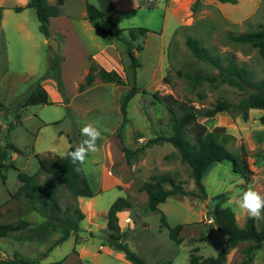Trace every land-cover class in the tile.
Listing matches in <instances>:
<instances>
[{"label":"rangeland","instance_id":"rangeland-1","mask_svg":"<svg viewBox=\"0 0 264 264\" xmlns=\"http://www.w3.org/2000/svg\"><path fill=\"white\" fill-rule=\"evenodd\" d=\"M21 1L23 0H1L3 7L0 14V104L2 106L0 123L5 122V119L8 122L13 121L16 113H19V119L9 127L0 126V141L7 140L18 147L17 151L7 149L8 161L12 165H7L2 169L5 179L4 183L0 182V188L4 186L11 190L19 185L16 178L18 170L25 173L37 170L36 155L47 152L61 155L65 152V148L61 145L63 139L58 136L59 131L62 130L63 134L66 133L71 138L70 143H75L78 141L75 137L76 132H80L81 136L80 129L84 122H98L103 136L110 141L111 148H115L112 144L114 142L116 148L119 149L121 145L134 147L157 132L169 133V112L152 94L153 92L158 97L169 93L176 101H184L202 108L217 98L235 100L250 89L247 87L241 90L220 81L203 80L199 83H192L186 79L183 72L199 71L209 75L216 73V68L212 64L196 58L189 51L184 43L186 35L195 36L210 54L217 56L220 64L231 60L237 65H244L249 70L251 80H257L264 74V61L259 56L256 47L249 42L232 40L227 35L228 31L239 32L258 27L264 28V0L259 2L251 14L236 19L231 18L233 16L230 15V11L234 10L233 12L237 14L239 6L245 4L244 0H238L239 6L235 9L230 7V3L224 5L220 3V5L215 0H208L202 4L198 0L194 11H191L189 7L179 9L177 19L181 18L180 15L183 16L184 24L175 28L172 35L176 19L166 16L167 8L163 0H151L148 5H138L130 10L112 11L110 18H106L107 25L111 26L147 28L143 38H136V41L141 44L135 54L138 64L126 68L125 76L119 75L122 80V83H119L122 84L120 93L116 94L117 89L112 84L84 92L82 97L86 98V102L90 103L94 100L93 102L97 105L83 112L73 107H66L64 99L67 96L64 88L62 92L58 90L62 103L48 101L21 107L20 102L40 80L49 77L54 81L48 67L53 55L56 54L47 45L46 37L38 31L33 9L23 5L19 10H14L9 6L21 4ZM87 1L94 5L98 4L97 0ZM80 4L79 0H65L61 10L76 13L80 9ZM19 22L21 27H18ZM94 22L86 19V25L90 27L83 29L81 19L73 16V25L89 52L94 50L95 43L104 42L100 33L94 28ZM62 34L65 35V33ZM53 37L59 42L62 39L60 30L54 29ZM161 46H163V54L161 52L159 59ZM57 53L60 55L62 53L59 46ZM93 59V54H90L88 62ZM132 85L135 92L127 102L125 117L122 120L120 109L118 108L119 111L116 112V103L119 107L122 94ZM170 103L175 107L176 102L171 101ZM176 111L179 112L178 109ZM263 113L264 109L249 108L245 119L234 112L226 111L216 112L212 120L205 119L203 115L197 117V120L207 128L222 125L227 132L233 134L234 137L226 144L227 149L244 148L251 169L250 178L245 182L237 173L230 170L227 160L212 163L203 177L204 189L208 194L205 193V196L199 199L210 204L211 196L223 191L226 194L223 203L227 204L230 198L234 206V197L249 186H253L264 195L262 188L264 155L255 154L264 147V123L258 119V116ZM101 163L99 151L89 152L86 163L81 166L89 187H95L101 171ZM117 164L118 162L114 163V165ZM110 170L114 171L115 168L112 167ZM162 172H167L184 188L194 189L189 176V168L185 162L180 160L176 149L168 142L151 144L131 156L129 163L120 165L118 174L127 191L119 186H110L93 196L94 207L101 211L95 215V221L97 223L102 221V215L107 206L117 195H127L131 201V207L119 213L121 223H123L121 219L123 213H128L130 218L135 220L134 214L141 213L138 206L143 202L137 196L139 191L136 190V186L150 175ZM45 176L46 173L40 171L36 178L41 181ZM241 180L244 183H241ZM58 200L61 206L74 202L77 204L76 197L73 198L61 185L58 187ZM159 207L166 212L168 222L174 224L180 219L195 216L198 201L191 195L171 194L160 203ZM158 214L157 211L146 214V221L153 227L158 220ZM246 216L240 213L236 219L237 224L241 225ZM19 218L27 220L28 225L32 226L40 221L41 216L31 209L21 196H14L0 204V221L16 222ZM80 224L82 226L84 222L80 220ZM139 226L135 225L131 230V237L133 236L132 231ZM152 226L150 229L154 230ZM71 233L72 231L59 243L52 245V241L58 236L57 230L50 231L44 237L25 228L11 231L7 235L0 236V264H132L123 263L100 248V245L107 244L105 227L102 233L95 232L89 236L83 230L77 232L78 236L85 237L83 239L85 248L80 253L73 247ZM159 238L164 245L168 242L171 244L169 245L171 249L167 250L166 255L170 256L173 264H189L187 252L192 246L189 248L188 246L194 243H198V250H195L197 254L214 255L224 240L221 233L213 231L207 233L202 242H200L201 237L197 235L185 239V243L174 245L167 235L166 228L162 227ZM245 243L244 241L237 243L241 257V248ZM137 253L149 262L156 263L164 259L156 261L152 260L148 254L138 251ZM14 254L32 260L26 263L11 261ZM235 256L234 259L228 260L230 264H236L237 254ZM249 264H264V241L260 246L252 249Z\"/></svg>","mask_w":264,"mask_h":264},{"label":"trees","instance_id":"trees-1","mask_svg":"<svg viewBox=\"0 0 264 264\" xmlns=\"http://www.w3.org/2000/svg\"><path fill=\"white\" fill-rule=\"evenodd\" d=\"M151 0H137V5H148ZM219 2L233 3L235 0H217ZM98 4H86V17L96 22V29L103 40L108 41L112 38L122 42L124 50L130 59L131 67L138 64L135 52L141 47L136 38H143L147 28L142 26L116 27L107 25L106 18H110L113 5L111 0H97ZM198 0H193L189 9L194 11L197 8ZM24 6L33 9L37 20V29L44 36H50L48 30V20L50 16L57 15L59 8L47 0H26ZM21 5H14V10H19ZM1 14V6H0ZM227 35L235 41L249 42L256 47L261 59L264 61V28L258 27L239 32L228 31ZM184 43L189 51L198 59H203L216 68L215 74H202L199 71L183 72V76L192 83L201 81H220L239 89L250 88L245 93L238 96L235 100L227 98H217L207 106L202 108L195 107L184 101H176L171 94L156 96L170 117V132L167 134L157 132L146 138L144 141L134 147L121 145L120 150L125 163H129L130 157L143 147L161 143H170L178 152L181 161L185 162L189 168V176L194 184V189L184 188L179 181H175L167 172L152 174L147 179L142 180L136 190H143L146 194L145 200L139 204V211L142 214L158 211L159 225L165 226L168 237L175 243L181 241L177 236L180 224L169 225L166 223L164 215L157 208V204L163 201L168 195L190 194L198 198L205 196L203 177L209 166L220 160H227L230 170L237 173L245 182L250 178L251 169L246 159V151L240 147L236 150H229L226 144L234 136L227 132L222 125H213L207 128L203 123L197 120L199 115L205 116V119L212 120L216 112L226 111L234 112L242 119L247 117L249 108L264 109V74L257 80H251L249 70L244 65H237L231 60L225 64H220L214 54H210L206 47L201 45L199 40L193 35H186ZM61 55H53L49 63L48 70L52 73L57 90L62 92L61 80L59 74V62ZM101 81L122 83L120 76L113 70H104L101 66L90 60L83 82L78 85L79 88L88 85L94 78ZM135 92L134 86H130L124 91L119 100V109L124 120L126 105L130 97ZM176 102L175 107L170 103ZM46 92L44 88L37 83L24 97L20 106L24 107L33 103H47ZM0 104V109H1ZM179 110V112L176 111ZM19 113L15 114L18 118ZM261 123H264V113L258 116ZM10 122L7 123L9 127ZM86 139L81 135L77 142L70 143L65 152L74 150L82 140ZM7 149L17 151L16 146L3 140L0 143V180L4 182L5 175L2 169L7 165H12L8 161ZM45 153L36 155L38 168L32 173H25L18 170L16 178L19 181L18 187L10 193L11 197L21 196L28 203L29 207L35 210L40 216V221L29 226L28 221L19 218L16 222L0 221V236L7 235L11 231L22 228L35 232L36 235L44 237L53 230L58 231V236L52 241V245L59 243L66 238L71 231L78 229V223L83 217V213L73 204L60 205L58 200V187L63 186L68 193L75 198L76 196H91L92 190L89 187L82 170L75 171V167L70 159L63 158L61 155ZM255 154L264 155V147ZM46 173V176L38 181L36 176L39 172ZM167 184V185H165ZM264 192V180L262 182ZM226 194L217 192L210 198V204L207 205V212L212 217V224L215 230L225 236L223 244L214 255L201 256L195 252L196 247H192L187 252L189 264H222L225 259V253L229 248L234 247L239 242H246L242 248V257L238 264H249L251 260V251L261 245L264 241V219H253L246 216L241 225L235 222L233 210L230 205L223 203ZM131 207V201L127 195H117L107 206L105 211V239L107 244L123 253V257L132 264H169V259H163L159 262H149L137 251L131 249L126 242V232L120 230L117 223L116 212L122 208ZM264 215V213H262ZM31 258L18 256L14 254L11 261L28 262Z\"/></svg>","mask_w":264,"mask_h":264},{"label":"crops","instance_id":"crops-1","mask_svg":"<svg viewBox=\"0 0 264 264\" xmlns=\"http://www.w3.org/2000/svg\"><path fill=\"white\" fill-rule=\"evenodd\" d=\"M25 1L26 0H23L21 1L22 2L21 4H15V5L23 6ZM47 1L51 4L57 5L59 8V13L57 15H53L49 17L48 30L50 32V35L52 36H53L54 29L60 30L61 35H62V39L58 42V46L62 52L61 60L59 62V74H60L61 86L66 91L65 95L67 97L64 99L66 107L68 108L73 107L79 112L80 111L83 112V111H86L94 107L95 105H97L96 102H93L94 100L90 101V103L86 102V98L82 97V94H84V92L91 90L93 88H98L99 86L107 87V85L112 84L117 89L116 94L120 93L122 90L121 89L122 84L108 82V81H101L100 79L96 77L88 85H85L82 88H79L78 85L83 82L84 75L87 71L88 57L90 54H93L94 56L93 62L101 66L104 70H113L118 75L121 76L122 74L123 76H125L126 68L128 67L131 68V66H130V59L124 50V46L122 42L115 38H112L108 41L104 40L103 43H95L94 50L89 52L88 49H86L85 45L83 44L82 40L79 38L77 31L73 25V16H78L81 19V26L83 27V29L90 27L89 25H86V19H89L86 17V4L90 2H88L87 0H79L81 3L79 6L80 9L79 11L75 13V11L61 10L62 5L65 0H47ZM152 1H155V0H152ZM163 1L167 8L166 16L168 18L171 17L173 19H176V23H175L176 25L174 26V29L171 32V35H172L175 28L184 24L183 16L180 15L181 18L177 19L179 9H184V8L188 9L189 3L192 0H163ZM200 1L202 4H204L208 0H200ZM215 1L218 2L219 4L223 3V5L225 3H229V2H219L217 0ZM260 1L261 0H244L245 4L240 7L238 4V0H235V2L230 3L231 4L230 7H232V9H235L239 6V11L237 14L233 12L234 10L230 11V15L233 16L231 18L236 19V18H241V17L251 14L254 11V9L257 8V5L259 4ZM111 2L113 5L114 12L122 11V10H130L138 6L137 0H111ZM0 6L1 8L3 7L1 5V0H0ZM9 6L13 7L14 5H9ZM94 23H95L94 28L96 29V22ZM18 27H21L20 22L18 23ZM62 33H65V35H63ZM43 40H44V37H43ZM161 48H162V51L160 50V53L158 54L159 59L161 55L163 54V46H161ZM135 54H137V52H135ZM39 84L44 88L46 92L47 101L62 103V97L60 93L58 92V90L56 89L55 83L53 80H51L49 77H44L42 80H40ZM116 100H117V96H116ZM116 104H117L116 112L118 113L119 107H118V103ZM18 119L19 118L14 117L13 121L11 120L9 122L10 124H12V123L17 122ZM7 122L8 120L5 119V122L0 123V126L2 125L6 126ZM62 134H63V131L61 130L59 131L58 136L62 137L63 140H61V145L66 150L67 146L71 142V138H69L66 135V133H64L63 136ZM75 137L79 139L80 132L77 131ZM1 142L3 141H0V143ZM109 143L110 141L106 137H104L103 134H102V138L99 139L97 142L98 151L100 153L102 163L100 167L101 171L98 175V179H97L95 187L92 188L90 186L93 194L91 196H76L77 206L83 213V217L80 220L84 222V224H82L81 226L80 221H79L78 229L76 231H72L71 233L73 236V242H74L73 247L75 251H77L78 253H80V251L83 250V248H85L84 247L85 243L83 242V239L85 237L78 236V233H77L78 231L83 230L89 236V235H93L95 232L102 233V230L105 227V212L102 215L101 222L97 223L94 219L95 215L101 213V211L94 207L93 196H95L98 192L110 186H117V187L119 186L127 191L126 186L121 182L120 175L118 174V169L120 165H124L125 163L124 160H122L123 158L122 152L119 148H116L117 146L115 142L112 143L114 144L115 148L113 147L111 148V146H109L111 144ZM16 148L18 147L16 146ZM115 162H118V164L114 165ZM112 167L115 168L114 171L110 170V168ZM0 182L4 183L1 180ZM2 187L3 188H0V204H2L5 200L9 198L12 199L10 193L14 191L18 187V185L14 189H11V190L7 189L4 186ZM205 193L207 192L205 191ZM175 194H179V193H175ZM187 195H190V194H187ZM137 196L141 202L144 201L146 198V194L143 190L139 191L137 193ZM191 196L196 197L194 195H191ZM196 199L198 201V210L196 212V215L191 216V217H186L184 219H180L177 222H175L181 225L180 229L178 230L177 236L181 237L182 239L178 243H175L173 240H171L172 244L174 243L175 245L179 243H185V239L190 238V237L193 238L194 236H197V235L201 237L200 242H202L204 241V238L207 233L216 231L213 224L205 220V216L209 214L206 209L208 205L207 202H204L203 199H199L198 197H196ZM163 201L157 204V208L164 215L166 223L169 225H173V223L168 222L166 212L159 207L160 203H162ZM227 204L230 205V207L232 208L234 219L236 222L237 216L240 213H237V211L234 210V206L232 205L230 198L228 199ZM128 208L130 207L122 208L116 212L118 226L120 230H124L126 232V242L128 246L130 248L137 250L138 252H142V254L150 255L152 260L158 261V260H161V258H164V259L170 260L169 264H173L170 256L166 255L167 250L171 249V246H169L171 244H169L168 242L167 244L164 245V243H162L159 238V232L161 230V227L162 228H166V227L159 225L158 217H157L158 220L155 222V225L153 227L152 225H150L148 221H146L147 213L142 214V213L136 212V214H134L135 220L131 219L128 213L126 214L123 213L122 218H121L123 223H121V221L119 220L120 219L119 213L121 211H127ZM127 217L128 219H126ZM90 218H92V220ZM135 225H140V226L136 230L132 231L133 236L131 237L130 236L131 230L134 229ZM151 226L153 227L154 230H152V228L150 229ZM224 239H225V236H224ZM100 246H101L100 248L104 249V251L107 254L112 255L117 260H120L123 263L129 262L127 259L123 257V253L121 251L111 248L108 244L100 245ZM191 246L196 247V251L198 250V243H194L193 245L188 246V248ZM237 247L238 246L236 244L234 247L229 248L227 250V252L225 253V259H224L226 262L223 261L222 264H230L228 260L232 258L234 259V257H236L235 256L236 254H237L236 264L239 263V260L241 259V255H240V248H237ZM198 254L201 256H206L200 253Z\"/></svg>","mask_w":264,"mask_h":264},{"label":"clouds","instance_id":"clouds-1","mask_svg":"<svg viewBox=\"0 0 264 264\" xmlns=\"http://www.w3.org/2000/svg\"><path fill=\"white\" fill-rule=\"evenodd\" d=\"M80 131L86 139L82 140L74 150L61 153L63 158L70 159L71 163L76 166L75 171L81 170V166L86 163L89 152L95 153L98 151L97 141L102 138L98 122H84ZM241 183H244V181L241 180ZM234 206V210L241 214L257 220L264 219V215H262L264 213V195L253 186L247 187L234 197Z\"/></svg>","mask_w":264,"mask_h":264},{"label":"water","instance_id":"water-1","mask_svg":"<svg viewBox=\"0 0 264 264\" xmlns=\"http://www.w3.org/2000/svg\"><path fill=\"white\" fill-rule=\"evenodd\" d=\"M46 43L55 53L58 52V42L52 35L46 37Z\"/></svg>","mask_w":264,"mask_h":264},{"label":"built area","instance_id":"built-area-1","mask_svg":"<svg viewBox=\"0 0 264 264\" xmlns=\"http://www.w3.org/2000/svg\"><path fill=\"white\" fill-rule=\"evenodd\" d=\"M205 220H206L207 222H212V217H211V215H210V214L206 215V216H205Z\"/></svg>","mask_w":264,"mask_h":264}]
</instances>
